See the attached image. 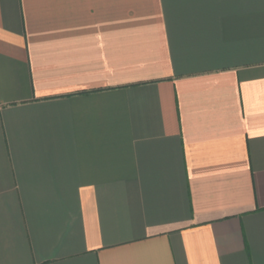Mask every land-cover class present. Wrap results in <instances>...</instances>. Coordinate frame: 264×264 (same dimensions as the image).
<instances>
[{
    "label": "crops",
    "instance_id": "obj_1",
    "mask_svg": "<svg viewBox=\"0 0 264 264\" xmlns=\"http://www.w3.org/2000/svg\"><path fill=\"white\" fill-rule=\"evenodd\" d=\"M0 264H264V0H0Z\"/></svg>",
    "mask_w": 264,
    "mask_h": 264
}]
</instances>
